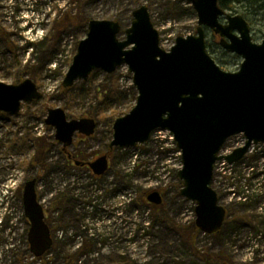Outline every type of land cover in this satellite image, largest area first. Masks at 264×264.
<instances>
[{"label":"rangeland","instance_id":"rangeland-1","mask_svg":"<svg viewBox=\"0 0 264 264\" xmlns=\"http://www.w3.org/2000/svg\"><path fill=\"white\" fill-rule=\"evenodd\" d=\"M141 5L163 49L195 33L197 13L186 0H0V81L29 78L42 94L16 114L0 111V264H264V142L235 163L215 164L211 186L228 212L219 233L203 234L194 225L195 203L180 194L181 158L169 132L155 130L144 143L107 152L114 120L137 97L126 66L95 70L69 91L62 87L88 21H118L123 32ZM227 14L243 16L252 40L261 41L264 9L225 10L221 23ZM205 41L223 70L239 68L240 55L224 50L209 28ZM55 107L69 119H95L94 134L74 138L69 151L83 161L107 152L103 175L62 153L54 127L44 122ZM243 142L241 133L229 137L220 154ZM32 178L53 238L40 257L29 251L23 211L24 183ZM153 190L163 196L160 211L146 200Z\"/></svg>","mask_w":264,"mask_h":264},{"label":"water","instance_id":"water-1","mask_svg":"<svg viewBox=\"0 0 264 264\" xmlns=\"http://www.w3.org/2000/svg\"><path fill=\"white\" fill-rule=\"evenodd\" d=\"M186 1L197 13L196 31L176 37L168 50L160 46L145 5L133 10L123 32L118 21L89 20L86 37L77 44L62 86L86 80L94 70L112 73L126 65L137 97L133 108L114 120L108 147L144 143L155 130L170 132L181 158L177 171L182 181L180 194L195 203L198 230L214 234L226 216L211 186L214 164L218 160L235 163L252 144L264 142V33L259 43L252 41L248 23L238 14H227L226 23H221L224 10L218 0ZM205 28L220 35L225 50L240 55L236 71L223 70L208 53ZM120 33L123 39L118 38ZM41 97L29 78L17 84L0 81L2 112L16 114L22 103ZM44 122L54 127V137L64 151L77 134L91 136L96 128L93 118L68 119L60 107L49 108ZM239 133L244 136L243 145L220 154L226 140ZM86 164L95 175H102L108 168V156L105 153ZM35 185V178L25 181L22 201L30 224L29 250L41 256L51 247L52 238ZM146 200L159 205L162 196L153 190Z\"/></svg>","mask_w":264,"mask_h":264},{"label":"trees","instance_id":"trees-1","mask_svg":"<svg viewBox=\"0 0 264 264\" xmlns=\"http://www.w3.org/2000/svg\"><path fill=\"white\" fill-rule=\"evenodd\" d=\"M219 6L223 10L228 11H235L236 8H243L245 11H254L258 12L262 9H264V0H218ZM70 88L64 89L65 91H69ZM108 90L102 89L100 91L101 94H105ZM112 150H108V152H111ZM162 205V204H161ZM161 205H154V208H158L159 211L161 210Z\"/></svg>","mask_w":264,"mask_h":264},{"label":"flooded vegetation","instance_id":"flooded-vegetation-1","mask_svg":"<svg viewBox=\"0 0 264 264\" xmlns=\"http://www.w3.org/2000/svg\"><path fill=\"white\" fill-rule=\"evenodd\" d=\"M234 33V32H233ZM218 35V34H217ZM219 36V35H218ZM220 39H221V37L219 36V44H220ZM221 46V45H220ZM222 47V46H221ZM223 48V47H222ZM224 49V48H223ZM225 50V49H224ZM227 51V50H226ZM232 53V52H231ZM109 144V143H108ZM62 153L63 154H65V156H66V158L71 162V163H73V161L75 160V156L71 153V152H68V151H64V150H62ZM87 161H83V160H79V167H87L88 168V166H87ZM161 194V193H160ZM162 195V194H161ZM162 198H163V196H162ZM227 212L228 211H226V216H227ZM221 230V229H220ZM219 230V231H220ZM219 231L217 232V233H219ZM221 264H229V263H226V262H222Z\"/></svg>","mask_w":264,"mask_h":264}]
</instances>
